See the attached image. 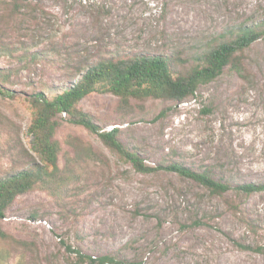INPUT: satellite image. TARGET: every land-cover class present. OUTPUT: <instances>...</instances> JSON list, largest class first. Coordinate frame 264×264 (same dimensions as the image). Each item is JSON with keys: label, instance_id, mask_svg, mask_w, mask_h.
I'll use <instances>...</instances> for the list:
<instances>
[{"label": "rangeland", "instance_id": "1", "mask_svg": "<svg viewBox=\"0 0 264 264\" xmlns=\"http://www.w3.org/2000/svg\"><path fill=\"white\" fill-rule=\"evenodd\" d=\"M23 4L14 12L10 0H0V67L14 68L7 82L13 97L0 96V171L10 157L23 160L30 152L31 93L60 86L62 74L84 59L130 53L193 58L239 24L264 20V0ZM244 65L242 76L224 69L181 103L146 99L121 106L117 96L98 92L81 98L77 105L100 127L118 128L128 149L160 169L138 172L96 134L63 121L56 137L64 149L68 134L79 136L103 162L88 161L80 180L56 196L39 189L19 195L0 227L25 241V249L0 241V264H69L74 254L67 246L134 264H264V37L246 49ZM173 162L263 189L212 194L165 168Z\"/></svg>", "mask_w": 264, "mask_h": 264}, {"label": "trees", "instance_id": "2", "mask_svg": "<svg viewBox=\"0 0 264 264\" xmlns=\"http://www.w3.org/2000/svg\"><path fill=\"white\" fill-rule=\"evenodd\" d=\"M25 1L10 0L12 10L20 12ZM3 35L0 28V49H5ZM263 37L264 20L251 25L239 24L226 38L193 58L181 54L130 53L121 57L84 59L73 70L62 74L64 83L60 86L34 90L28 99L30 152L25 150L23 160L10 157L9 167L0 171V220L19 195L39 189L56 196L69 183L80 180L88 161L103 162L100 154L79 136L68 134L63 140L67 146L64 149L62 141L56 137L63 121L96 134L109 150L129 162L138 172L149 173L160 169L145 164L138 152L128 149L119 140L118 128L105 130L100 127L91 114L77 105L81 98L98 92L117 96L121 106L129 105L132 100L146 99H160L173 104L184 102L194 95L201 84L214 80L224 69L242 76L246 70V49ZM13 70L11 67H0V96L13 97L12 90L7 86ZM60 156L64 158L62 166L58 165ZM165 168L197 182L212 194L222 195L235 189L248 195L263 189L262 184L250 181L232 185L215 179L207 169L198 170L177 162ZM0 241H11L19 245L22 251L26 245L25 241L13 238L1 227ZM67 248L74 254L69 264H134L118 254L93 255L78 248ZM255 249L259 251L261 248Z\"/></svg>", "mask_w": 264, "mask_h": 264}]
</instances>
